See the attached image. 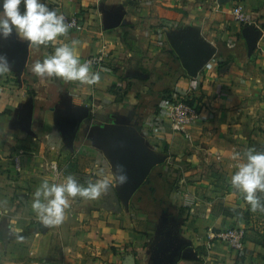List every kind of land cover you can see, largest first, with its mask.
Segmentation results:
<instances>
[{
  "label": "crops",
  "instance_id": "crops-1",
  "mask_svg": "<svg viewBox=\"0 0 264 264\" xmlns=\"http://www.w3.org/2000/svg\"><path fill=\"white\" fill-rule=\"evenodd\" d=\"M238 5L248 24L233 19ZM49 7L66 21L77 15L84 27L46 47L30 45L21 80L11 65L0 74V264H152L172 228L189 244L190 256L178 264H264V212L250 211L229 183L233 153L264 151V0H50ZM116 13L119 24L111 27L106 17ZM185 30L213 54L196 78L172 51L170 37ZM72 40L81 63L103 54V71L91 68L100 74L97 84L31 73L34 60ZM172 95L200 110V123L186 133L160 113ZM31 101L28 132L18 123ZM68 108L89 111L73 146L56 122ZM115 123L132 125L166 158L129 207L118 197L111 161L89 141L93 128ZM81 157L91 168L81 167ZM83 170L95 177L102 170L107 192L76 198L62 224L44 226L31 207L36 188L45 178L77 179ZM257 195L264 201V193ZM234 227L246 228L243 252L222 242L207 249L209 234Z\"/></svg>",
  "mask_w": 264,
  "mask_h": 264
},
{
  "label": "clouds",
  "instance_id": "clouds-1",
  "mask_svg": "<svg viewBox=\"0 0 264 264\" xmlns=\"http://www.w3.org/2000/svg\"><path fill=\"white\" fill-rule=\"evenodd\" d=\"M50 0H0V40L8 39L13 33L21 42L33 46H48L69 30L66 17L49 7ZM78 41L61 42L42 59L33 61L30 71L42 80L58 78L64 82H79L95 85L100 74L91 70L88 62L81 63L75 54ZM10 71L5 55H0V74ZM231 159L237 161L231 174V187L243 196L252 212H264V201L257 193H264V151L249 148L242 154L235 152ZM55 167V165H53ZM103 171L89 180L86 185L79 183L72 175L60 183L43 179L33 193L32 209L39 221L46 227L58 226L65 219L66 210L76 198L96 200L110 187L102 178ZM124 175L117 176L120 184L126 182Z\"/></svg>",
  "mask_w": 264,
  "mask_h": 264
},
{
  "label": "water",
  "instance_id": "water-1",
  "mask_svg": "<svg viewBox=\"0 0 264 264\" xmlns=\"http://www.w3.org/2000/svg\"><path fill=\"white\" fill-rule=\"evenodd\" d=\"M118 14L107 15L106 20L113 21L111 27L119 24ZM115 22V23H114ZM170 37L172 51L180 59L188 76L196 78L198 70L213 54L208 52V46L198 39L190 30L174 34ZM30 44L21 42L14 34L8 39L0 41V53L7 56L10 65L14 68L19 80L26 70L30 55ZM27 111L20 115V128L30 131L33 121L34 107L31 101ZM54 110V109H52ZM88 110L72 111L68 108L57 115V128L63 133L64 140L73 146L82 122L87 119ZM91 140L94 144L103 147L109 154L112 167L117 176L127 177L123 184L118 183V197L127 206L140 189L150 181L152 173L166 161L150 150L145 140L138 134L132 125L115 123L102 128H93ZM189 244L179 238V233L172 228L166 240L159 243L154 250L150 261L152 264H178L183 258L190 256L186 251Z\"/></svg>",
  "mask_w": 264,
  "mask_h": 264
},
{
  "label": "built area",
  "instance_id": "built-area-1",
  "mask_svg": "<svg viewBox=\"0 0 264 264\" xmlns=\"http://www.w3.org/2000/svg\"><path fill=\"white\" fill-rule=\"evenodd\" d=\"M231 15L233 19L240 24H248L249 19L242 5L235 6ZM69 30L82 31L83 25L81 24L79 17L75 15L68 21ZM85 62L90 64V67L94 70H102L104 66L103 54L88 58ZM186 98H181L177 95L167 96L161 104L160 113L165 120L171 125V127L177 131L186 133L188 128L197 126L201 121V113L196 105H190ZM17 166H20L19 160H16ZM245 237L246 228L234 227L228 228L216 234H209V243L207 249L211 250L214 246V242H222L227 245L233 251L243 252L245 250Z\"/></svg>",
  "mask_w": 264,
  "mask_h": 264
},
{
  "label": "rangeland",
  "instance_id": "rangeland-1",
  "mask_svg": "<svg viewBox=\"0 0 264 264\" xmlns=\"http://www.w3.org/2000/svg\"><path fill=\"white\" fill-rule=\"evenodd\" d=\"M96 145V144H95ZM97 146V148L99 149V150H102V152H103V154L110 160V158H109V154L107 153V151L103 148V147H101L100 145H96ZM75 150V149H74ZM73 150V151H74ZM45 154H47V157H49V158H51V154L48 152V150L46 151V153ZM73 154L76 156V151H74L73 152ZM64 155H65V153H64ZM71 156V155H70ZM57 158H58V155L56 156ZM55 158V157H54ZM61 158H62V156H61ZM15 161H16V159L14 160V164H15V166L18 168V166H17V163H15ZM79 162H80V164H81V167L84 169V170H86V168H91V163H90V161L88 160V159H86V158H83V157H81V158H79V160H78ZM22 165V164H21ZM21 165H20V168H21ZM45 170V169H44ZM83 170V171H84ZM45 172H47V170H45ZM88 175H86V171H84V173L82 174H80V177H77V179L76 180H78V182L79 183H81V184H84V185H86L87 184V182L89 181V180H91V178L90 177H92V179L95 177L94 175H92V173H87ZM119 185V184H118Z\"/></svg>",
  "mask_w": 264,
  "mask_h": 264
},
{
  "label": "trees",
  "instance_id": "trees-1",
  "mask_svg": "<svg viewBox=\"0 0 264 264\" xmlns=\"http://www.w3.org/2000/svg\"><path fill=\"white\" fill-rule=\"evenodd\" d=\"M190 105H193V103L190 101V102H188ZM6 113H8V112H6ZM89 141H91V144H93V141L92 140H89ZM147 186V184H145L141 189H142V191L144 190V187H146ZM140 189V190H141Z\"/></svg>",
  "mask_w": 264,
  "mask_h": 264
}]
</instances>
